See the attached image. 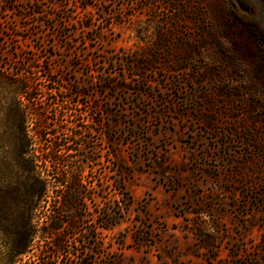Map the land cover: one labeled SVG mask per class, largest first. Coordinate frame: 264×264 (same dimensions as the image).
<instances>
[{"label":"rangeland","instance_id":"rangeland-1","mask_svg":"<svg viewBox=\"0 0 264 264\" xmlns=\"http://www.w3.org/2000/svg\"><path fill=\"white\" fill-rule=\"evenodd\" d=\"M0 71L86 194L21 264H264V0H0Z\"/></svg>","mask_w":264,"mask_h":264},{"label":"trees","instance_id":"trees-1","mask_svg":"<svg viewBox=\"0 0 264 264\" xmlns=\"http://www.w3.org/2000/svg\"><path fill=\"white\" fill-rule=\"evenodd\" d=\"M30 79L26 74L0 71V114H4L0 119V264H21L32 250L39 233L35 220L41 217L36 211L44 207L43 202L48 203L51 190L55 191L54 203H59L55 213L49 215L51 218L62 216L68 208L79 207L86 198L85 192L78 188L81 176L70 169L69 162L63 163L57 157L42 161L32 153L30 147L35 146V142L48 141L50 128L46 110L48 98L34 99L28 94L34 87ZM31 119L34 130L30 129ZM57 137L53 134V139ZM51 145L50 152L61 147L57 140ZM64 149L70 156L71 148ZM48 161L55 164L52 174L45 170ZM58 221L52 223L48 237L60 232Z\"/></svg>","mask_w":264,"mask_h":264}]
</instances>
